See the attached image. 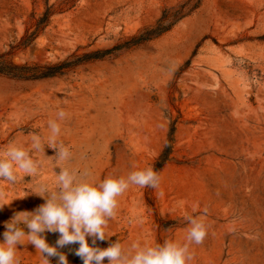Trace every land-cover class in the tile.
Masks as SVG:
<instances>
[{"label": "rangeland", "instance_id": "1", "mask_svg": "<svg viewBox=\"0 0 264 264\" xmlns=\"http://www.w3.org/2000/svg\"><path fill=\"white\" fill-rule=\"evenodd\" d=\"M194 1L0 0L4 62L77 63L40 80L0 75V154L13 145L31 150L33 134L45 146V154L30 151L37 175L0 180L5 203L12 200L0 209V242L16 212L45 203L34 192L40 184L54 189L59 168L86 171L98 184L154 167L159 186L132 185L118 197L110 238L96 246L184 244L193 216L204 219L207 235L190 246L188 264H264V0H200L161 36L82 62ZM50 120L60 124L68 162L48 148ZM44 236L56 246L58 232ZM78 246L59 249L68 264H83ZM17 256L42 264L26 238Z\"/></svg>", "mask_w": 264, "mask_h": 264}, {"label": "clouds", "instance_id": "2", "mask_svg": "<svg viewBox=\"0 0 264 264\" xmlns=\"http://www.w3.org/2000/svg\"><path fill=\"white\" fill-rule=\"evenodd\" d=\"M67 113L58 112L63 120ZM50 136L48 148L55 150V157L61 162H68L72 152L58 142L61 132L60 124L49 121ZM31 150L43 152L45 146L40 136L32 135ZM31 150L23 147L9 146L0 154V180L14 185L23 176H35L40 169V162L32 157ZM56 174L55 188L50 190L46 184H40L34 194L42 197L45 203L33 211L16 212L5 222L3 242H0V264H20L17 256L18 245H23L25 238L41 254L42 264H50L49 257L57 256L58 264H68L66 255L60 248L78 244L75 254L83 264H188L193 259L190 246L200 245L207 235L204 219L193 216L186 217L191 225L186 243L166 240L163 244L142 245L133 242L125 247L119 241L110 243L106 248L96 246V241L109 240L107 228L109 221L116 216L118 197L122 196L132 185L156 188L161 177L154 169L148 167L131 172L126 178L109 177L93 183L87 179L88 173H78L68 167L59 168ZM23 198V197H22ZM6 195L0 189V209L5 205ZM23 226V227H22ZM24 227L28 229L26 233ZM58 232L56 246L46 242L44 233ZM91 237V245L88 239Z\"/></svg>", "mask_w": 264, "mask_h": 264}, {"label": "trees", "instance_id": "3", "mask_svg": "<svg viewBox=\"0 0 264 264\" xmlns=\"http://www.w3.org/2000/svg\"><path fill=\"white\" fill-rule=\"evenodd\" d=\"M199 4L200 0H195L187 8V12H184L185 5H182L181 10H174L171 13L165 10L162 13L160 19L157 21V24L154 28L146 29L143 33L132 37L127 42L120 45H116L110 49H101L89 52L88 54L84 55V57L82 58V62L100 60L122 48L127 49L131 46H136L153 38L159 37L162 34L168 32L176 22H178L179 20L193 12L195 9H197ZM27 44L28 43H24V46H27ZM75 64L77 63H74L70 60H64L59 61L57 63L45 64L43 66L27 64L13 65L4 62L2 59V55H0V75L25 80H40L51 78L68 72L72 69V66Z\"/></svg>", "mask_w": 264, "mask_h": 264}]
</instances>
